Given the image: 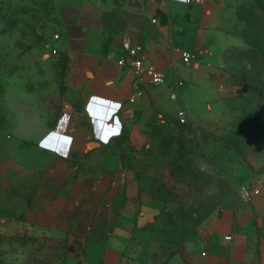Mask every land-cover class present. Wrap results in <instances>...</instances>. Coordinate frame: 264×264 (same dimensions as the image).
Here are the masks:
<instances>
[{"label": "rangeland", "instance_id": "rangeland-1", "mask_svg": "<svg viewBox=\"0 0 264 264\" xmlns=\"http://www.w3.org/2000/svg\"><path fill=\"white\" fill-rule=\"evenodd\" d=\"M108 1L0 0V123L11 119L5 100L10 77L21 78L51 107L61 105L66 68L61 50L55 58L48 55L54 35L62 40L66 18L77 13L86 24H98V8ZM231 5L228 29L235 38L224 52V95L200 118L154 121L147 147L136 148L126 131L98 158L72 156L64 167L40 155L34 172L0 175V264H79L87 244L118 228L128 182L113 197L94 195L100 185L106 192L112 188L117 170L136 182L138 209L152 205L155 216L140 235L159 243L158 260L184 252L234 190L264 173V91L256 90L264 77V0ZM213 86L218 90L217 80ZM12 97L22 100L18 93ZM20 110L18 135L29 123Z\"/></svg>", "mask_w": 264, "mask_h": 264}, {"label": "crops", "instance_id": "crops-1", "mask_svg": "<svg viewBox=\"0 0 264 264\" xmlns=\"http://www.w3.org/2000/svg\"><path fill=\"white\" fill-rule=\"evenodd\" d=\"M107 4L98 8V24H86L80 13L66 18L63 39L51 45L61 50L66 68V97L60 106L42 101L21 78H9L5 100L11 119L0 123V175L10 170L34 172L42 164L40 155H50L64 167L72 156L98 158L107 144L126 131L136 148L147 147L154 121L177 122L182 107L189 119L200 118L205 108L222 100L224 52L235 38L228 29L231 0L193 4L109 0ZM103 17L106 22L99 21ZM124 37L133 45L142 44L147 62L167 74V82L161 85H153L145 75L144 94L133 103L129 99L137 76L118 64L125 53ZM176 47L192 52L191 61L184 62ZM48 55L52 59L58 54ZM176 80L184 84L177 85ZM216 80L218 90L213 86ZM14 93L22 100L13 98ZM20 108L30 124L18 135ZM111 177L112 188L106 192L100 185L94 195L113 197L118 185L127 181L129 200L118 215V228L105 239L87 244L79 264H264V173L250 185L259 192L247 198L242 194L244 186L234 190L202 223L199 237L189 241L184 252L162 260L154 258L159 243L140 235L155 216L152 205L138 209L134 199L138 186L128 172L117 170Z\"/></svg>", "mask_w": 264, "mask_h": 264}, {"label": "built area", "instance_id": "built-area-1", "mask_svg": "<svg viewBox=\"0 0 264 264\" xmlns=\"http://www.w3.org/2000/svg\"><path fill=\"white\" fill-rule=\"evenodd\" d=\"M157 1L164 3V2H168L169 0H157ZM177 1L193 4V3L202 2L203 0H177ZM154 21L156 20L154 19ZM54 38L60 39V35L55 34ZM123 46L125 49V53L118 59V64L122 66H126L127 68L132 70L134 74L137 76L135 90L129 99V101L133 103L137 100L139 96L144 94L142 82H143V77L145 75L149 77V80L153 85H161L167 82V74L165 70L159 69L158 67L147 62L145 55V48L142 44L133 45L131 44L128 37H124ZM175 51L181 53V58L183 59L184 62H190L191 59L193 58L192 52L184 48L176 47ZM50 52L53 55H57L59 53V50L55 46H50ZM176 84L183 85L184 82L181 80H176ZM177 118L181 123L187 122L189 120L188 110L184 107L180 108L177 112ZM253 192H259V190L255 189L253 191L251 187H246V186L242 188V194L247 198H250Z\"/></svg>", "mask_w": 264, "mask_h": 264}, {"label": "trees", "instance_id": "trees-1", "mask_svg": "<svg viewBox=\"0 0 264 264\" xmlns=\"http://www.w3.org/2000/svg\"><path fill=\"white\" fill-rule=\"evenodd\" d=\"M259 53H260V56H261L262 63L264 64V49H262L261 51H259ZM258 82L260 83L259 85H261V86H260V88H258L256 90H262V91H264V77L263 78H260V79H257V83Z\"/></svg>", "mask_w": 264, "mask_h": 264}]
</instances>
